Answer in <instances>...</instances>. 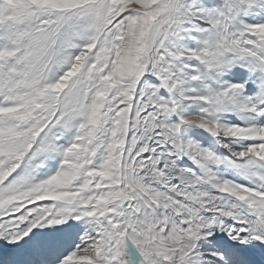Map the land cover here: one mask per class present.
<instances>
[{"label":"snow or ice","instance_id":"1","mask_svg":"<svg viewBox=\"0 0 264 264\" xmlns=\"http://www.w3.org/2000/svg\"><path fill=\"white\" fill-rule=\"evenodd\" d=\"M0 264H264V0H0Z\"/></svg>","mask_w":264,"mask_h":264}]
</instances>
